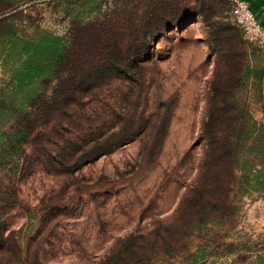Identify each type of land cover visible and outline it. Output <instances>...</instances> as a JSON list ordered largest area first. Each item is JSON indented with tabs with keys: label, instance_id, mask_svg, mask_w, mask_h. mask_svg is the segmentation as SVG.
Returning a JSON list of instances; mask_svg holds the SVG:
<instances>
[{
	"label": "rangeland",
	"instance_id": "rangeland-1",
	"mask_svg": "<svg viewBox=\"0 0 264 264\" xmlns=\"http://www.w3.org/2000/svg\"><path fill=\"white\" fill-rule=\"evenodd\" d=\"M69 1L11 0L23 14L13 16L14 24L19 32L39 26L65 35ZM181 4L201 13L162 29L133 61L135 81L112 82L89 105L98 123L112 130L141 126V133L73 173L30 158L23 177L10 175L18 203L9 212L3 206L10 178L7 161H0V264H259L264 190L255 177L241 186L234 179L223 211L198 212L191 187L203 179V130L215 88L230 90L229 105L264 123V84L249 72L262 66L264 52L232 20L231 0ZM6 11L0 17L15 12ZM78 43L82 51L85 41ZM10 65L0 40L1 87ZM257 152L264 157L262 148ZM229 174L215 167L204 182ZM205 218L214 220L201 224ZM130 241L134 251L125 247Z\"/></svg>",
	"mask_w": 264,
	"mask_h": 264
},
{
	"label": "trees",
	"instance_id": "trees-1",
	"mask_svg": "<svg viewBox=\"0 0 264 264\" xmlns=\"http://www.w3.org/2000/svg\"><path fill=\"white\" fill-rule=\"evenodd\" d=\"M18 7L0 0V16L6 9L15 10L0 17V40L11 61L5 87L0 86V161H7L10 178L3 206L7 212L18 203L10 175L23 177L30 158L40 164L48 160L56 173H73L143 131L141 126L126 130L127 125L112 130L114 125L91 117L96 108L93 112L89 105L97 103L112 82L135 81L133 61L162 29L201 13L196 6L184 9L181 0H70L64 6L67 33L59 35L39 26L19 32L13 20L14 15L23 17ZM80 41H85L82 51ZM249 69L264 84V63ZM232 96L230 90L216 88L211 95L203 130V179L191 187L194 207L201 213L229 206L234 179L241 186L253 176L256 187L264 190V157L257 152L264 151V123L248 110L229 105ZM217 98L223 105H212ZM123 111L116 113L117 121L125 116ZM215 167L228 169L230 178L204 182ZM207 219L201 224L214 220ZM135 245L130 241L125 247L134 251ZM138 248L144 250L142 244ZM256 261L264 264V256Z\"/></svg>",
	"mask_w": 264,
	"mask_h": 264
},
{
	"label": "built area",
	"instance_id": "built-area-1",
	"mask_svg": "<svg viewBox=\"0 0 264 264\" xmlns=\"http://www.w3.org/2000/svg\"><path fill=\"white\" fill-rule=\"evenodd\" d=\"M231 15L244 37L264 52V28L245 0H231Z\"/></svg>",
	"mask_w": 264,
	"mask_h": 264
},
{
	"label": "crops",
	"instance_id": "crops-1",
	"mask_svg": "<svg viewBox=\"0 0 264 264\" xmlns=\"http://www.w3.org/2000/svg\"><path fill=\"white\" fill-rule=\"evenodd\" d=\"M255 13L259 23L264 28V0H245Z\"/></svg>",
	"mask_w": 264,
	"mask_h": 264
}]
</instances>
